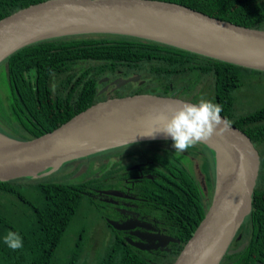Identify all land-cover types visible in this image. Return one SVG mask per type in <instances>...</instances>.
Wrapping results in <instances>:
<instances>
[{
	"label": "trees",
	"instance_id": "1",
	"mask_svg": "<svg viewBox=\"0 0 264 264\" xmlns=\"http://www.w3.org/2000/svg\"><path fill=\"white\" fill-rule=\"evenodd\" d=\"M40 1L44 0H0V19ZM163 1L179 3L241 26L264 29V0ZM135 73L140 74L143 84L127 83L116 89L118 96L136 93L168 96L173 93L195 103L203 99L219 104L223 109L220 115L246 133L258 149L261 170L249 215L253 234L244 253L246 257L255 255L262 258L264 103L254 106L243 103L247 96L241 89L255 84H260L257 88L262 87L264 71L135 37L81 35L46 39L23 47L0 63V80L7 84L8 90L5 98L7 108L23 128L14 127L13 132L1 130L21 139L51 131L102 99L99 96L93 99L98 78L127 77ZM52 80L54 83L51 85ZM74 80L76 83L70 92L76 88L84 94V100L75 108L67 110L64 102L60 103V97L63 96L61 91L67 89ZM52 88H55L53 94H56V99L51 102ZM252 98L248 102H252ZM240 103L248 107L243 112L237 110ZM59 106L64 110L55 109ZM67 165L63 164L61 169ZM185 184L184 189H190L192 194L168 198L184 200L183 211L192 218L181 226L184 230L182 245L191 237L205 214L198 202L195 185L192 181ZM81 186L79 182L57 180L55 175L38 180L20 177L0 181V264H149L136 249L114 238L104 244V249L98 250L93 261L86 253L84 231L80 237L74 233L71 245H68L66 237L70 227L75 225V232L78 231L76 228L80 223L73 224V221L75 217L78 221V212L82 217L81 203L87 199L78 191ZM9 231L19 233L22 237L21 249L13 251L4 243ZM182 245L175 250L172 261ZM258 249L259 253L256 252Z\"/></svg>",
	"mask_w": 264,
	"mask_h": 264
},
{
	"label": "water",
	"instance_id": "2",
	"mask_svg": "<svg viewBox=\"0 0 264 264\" xmlns=\"http://www.w3.org/2000/svg\"><path fill=\"white\" fill-rule=\"evenodd\" d=\"M81 35L135 37L264 71V29L241 26L163 0H44L30 4L0 19V63L32 43ZM139 78L137 74L112 83L120 87ZM183 103L195 104L173 93H136L97 101L33 138H17L0 129V181L20 177L38 180L65 163L111 148L172 140L162 132L146 135L159 127L157 116L170 115ZM201 143L213 159V196L172 264H218L252 211L261 159L249 136L229 124Z\"/></svg>",
	"mask_w": 264,
	"mask_h": 264
},
{
	"label": "flooded vegetation",
	"instance_id": "3",
	"mask_svg": "<svg viewBox=\"0 0 264 264\" xmlns=\"http://www.w3.org/2000/svg\"><path fill=\"white\" fill-rule=\"evenodd\" d=\"M116 78L126 77L98 78L93 99L98 96L102 98L100 100L117 97L116 89L123 85L115 87L112 82ZM142 81L140 77L138 81L129 83L141 85ZM53 83L54 80L50 81L51 85ZM75 83V80L71 81L70 86L61 91L63 96L60 97V103L64 102L67 110L75 108L84 100V94L76 88L70 92ZM54 90L51 89V102L56 99ZM55 109L64 110L60 106ZM3 125L0 121V129ZM67 164L65 169H61V166L52 175L56 177L60 173L62 179L82 184L78 191L87 199L81 205L83 222L76 228V233L80 237V233L85 232V249H92V253L101 250L99 242L103 246L114 238L136 249L149 264H172L176 258L171 260L175 250L182 245L184 230L181 226L192 218L183 211L184 200L168 198L192 194L190 189H184L185 183L191 181L204 212L213 196V159L202 143L181 152L175 150L172 140L136 142ZM249 215L239 226L218 264H249L251 261L252 264H264V255L262 258L255 255L246 257L244 253L253 234Z\"/></svg>",
	"mask_w": 264,
	"mask_h": 264
},
{
	"label": "clouds",
	"instance_id": "4",
	"mask_svg": "<svg viewBox=\"0 0 264 264\" xmlns=\"http://www.w3.org/2000/svg\"><path fill=\"white\" fill-rule=\"evenodd\" d=\"M222 106L201 99L198 103H183L173 109L170 115L161 114L155 118L156 128L151 134L162 132L173 141L176 151H185L194 145L206 142L214 134H220L229 123L221 117ZM4 243L13 251L23 247L19 233L9 231Z\"/></svg>",
	"mask_w": 264,
	"mask_h": 264
},
{
	"label": "rangeland",
	"instance_id": "5",
	"mask_svg": "<svg viewBox=\"0 0 264 264\" xmlns=\"http://www.w3.org/2000/svg\"><path fill=\"white\" fill-rule=\"evenodd\" d=\"M1 82H0V121L2 122V125L3 124H6V125H3L2 127V129L3 130H5V131H8V132H13L14 130V127L15 128H17V129H23L22 128V126L21 125H19L18 124V122H16L14 119H13V117H12V115H11V113H10V111H9V109L7 108V104H6V100H5V98H6V92L8 91L7 90V84L6 83H4L3 82V80L1 79L0 80ZM260 84H255V85H252V86H250V87H248L247 89H241L243 92H245L246 94V101H243V103L245 102V103H247L248 104V106L249 105H252V106H254L256 103H257V105H260V104H262V103H264V84L263 85H261L262 87H260V88H257L258 86H259ZM248 93V94H247ZM257 95L256 97H255V99H253L252 97L254 96V95ZM249 98H252L250 101H252V102H248V100H249ZM259 99H262V100H260L259 101ZM248 107H246V106H244L243 104H239L238 106H237V110H238V112H243L244 110H246ZM7 116V117H6ZM56 178H57V180H65V179H62L61 178V175H60V173H57V176H56ZM82 206H83V204H84V200L82 201ZM78 216V221H77V219H76V217H75V220L73 221V224H78V223H82L83 222V220L81 219L82 217L80 216V213L78 212V214H77ZM72 224V225H73ZM79 225H81V224H79ZM78 225V226H79ZM74 227H75V225H74ZM73 226H71L70 227V230H69V233H68V235H67V237H66V239H68V241H67V243H68V245H71V240H72V238H73V234L74 233H76L75 232V228H74ZM73 228V229H72ZM101 248V250H102V248L104 249V245L102 246V244L100 245V242H99V249ZM100 251V250H99ZM86 253L88 254V256L90 257V258H93V256L95 255V254H97L98 253V250L97 251H95L94 253H92V249H89V250H86ZM94 260V258L91 260V261H93ZM94 263V262H93Z\"/></svg>",
	"mask_w": 264,
	"mask_h": 264
}]
</instances>
